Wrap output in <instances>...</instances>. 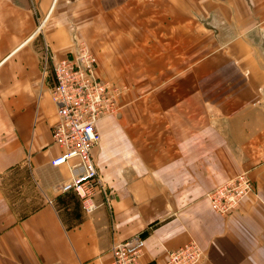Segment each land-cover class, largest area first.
I'll list each match as a JSON object with an SVG mask.
<instances>
[{
	"label": "crops",
	"instance_id": "obj_1",
	"mask_svg": "<svg viewBox=\"0 0 264 264\" xmlns=\"http://www.w3.org/2000/svg\"><path fill=\"white\" fill-rule=\"evenodd\" d=\"M78 42L128 87L96 123L90 214L58 190L43 70ZM239 172L252 192L216 213L204 194ZM133 236L141 264L188 242L197 264H264V0H0V264H109Z\"/></svg>",
	"mask_w": 264,
	"mask_h": 264
},
{
	"label": "built area",
	"instance_id": "obj_2",
	"mask_svg": "<svg viewBox=\"0 0 264 264\" xmlns=\"http://www.w3.org/2000/svg\"><path fill=\"white\" fill-rule=\"evenodd\" d=\"M95 64V55L83 42L76 44L71 57L55 58L46 54L43 64L44 72H50L52 76L50 99L58 118L50 127L51 137L62 149L50 164L68 165L70 176L58 185V190L61 194H75L85 214L92 213L99 206L94 199L97 193L102 195V203L109 206L108 192L99 180L90 150L99 142L96 123L114 116L118 109L119 87L100 80L95 75ZM252 190L247 174L239 172L204 196L212 210L224 215L236 210ZM142 249L143 241L139 236L113 243L109 264H141ZM166 255L163 264H197L202 254L197 244L188 242Z\"/></svg>",
	"mask_w": 264,
	"mask_h": 264
},
{
	"label": "rangeland",
	"instance_id": "obj_3",
	"mask_svg": "<svg viewBox=\"0 0 264 264\" xmlns=\"http://www.w3.org/2000/svg\"><path fill=\"white\" fill-rule=\"evenodd\" d=\"M84 43V42H83ZM85 44V43H84ZM87 46V45H86ZM90 48V47H89ZM91 50V49H90ZM91 52L93 53V51L91 50ZM94 54V53H93ZM95 55V54H94ZM95 57H96V55H95ZM96 66V65H95ZM100 79V78H99ZM100 80H102L103 82L104 81H106V82H108V83H110L111 85H113V86H116V87H119V94H118V101H119V98H120V95L123 93V92H125L127 89H128V87L125 85V84H121L120 82H114V81H110V80H108V79H100ZM118 101H117V106H118ZM119 113V111H118V109H117V113L114 115V116H116L117 114Z\"/></svg>",
	"mask_w": 264,
	"mask_h": 264
}]
</instances>
